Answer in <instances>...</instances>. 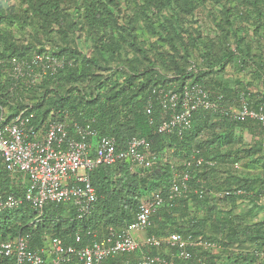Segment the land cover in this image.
I'll list each match as a JSON object with an SVG mask.
<instances>
[{"label": "trees", "instance_id": "1", "mask_svg": "<svg viewBox=\"0 0 264 264\" xmlns=\"http://www.w3.org/2000/svg\"><path fill=\"white\" fill-rule=\"evenodd\" d=\"M4 1L0 0V26H5L0 27V105H8L13 111L22 108V105L29 106L27 112L33 113L31 121L35 124L46 120L49 115H58V119H63L62 113L69 112L67 121L70 126L74 122H90L99 136H114L121 145L134 135L146 137L150 144L149 152L156 155L157 161L139 171L130 170L124 160L93 169L89 175L97 200L90 215L84 219L77 218L70 203H48L35 225L30 224L36 217L34 209L26 202L12 211H0L1 239H13L18 234L28 235L29 246L39 249L55 237L63 239L66 244H74L77 231L85 235L87 230L94 229L103 235L108 234L110 228L119 230L127 227L135 219L142 197L148 198L158 192L168 200L172 178L168 176L170 166L161 162L164 155L190 161L195 149L197 157L212 159L215 163L191 167L187 190L167 201L153 216L149 233L162 236L177 232L213 240L215 244L218 242L219 248L217 244L215 247L217 252L194 250L198 256H205V264L217 262V253H229L233 243L251 240L258 246L264 245V220L250 226L244 223V217L241 216V219L233 213L238 207L237 200L249 198L255 205L264 195V158L257 166L260 175L249 170L254 165L247 166V170L243 165V171L237 172L244 156L254 157L264 142L251 147L238 146L236 141L241 136L236 129L250 128L255 131L254 125H257L261 130L259 123L254 120L237 121L219 112L197 109L192 113L191 128L182 136L160 134L156 128L161 112L156 103V92H152L156 86L178 85L190 79L204 83L212 95L220 92L221 108L237 106L240 92L249 87L242 85V81H236L243 88L234 93L228 81L214 78L212 74L222 71L227 62H235L234 58H239V54L252 55L250 46L245 44L239 47L241 53L238 49L234 51L239 54L232 52L230 43H226L227 34L234 27V36L239 39L242 29L236 23L245 19L242 11L245 5L258 9L264 5V0H227L226 9L211 13L220 32L217 37L208 39H202L196 27L185 25V18L199 9L198 0H17L12 5ZM164 11L170 14L164 16ZM259 15L257 22L264 26ZM14 26L22 33L29 30L28 35L17 39L11 29L7 30ZM83 31L92 41L89 52L85 54L76 41V36ZM124 43L135 53L132 59L124 54ZM194 49L200 54L196 60L193 57L190 60ZM39 50H48L53 56L63 58V66L52 74H44L39 82L32 83L27 78L28 84L20 82L11 91L4 70L11 66L13 59L30 58L31 61L33 53ZM254 58V55L251 56V65L260 66L259 59ZM43 62L34 64V68L42 69ZM99 69L107 72L100 75L101 87L96 85ZM255 72L254 75H257ZM206 76L209 78L203 81ZM120 77L124 79L121 81ZM216 80L219 86L215 85ZM106 84L110 87L101 89ZM113 84L122 88L114 89L111 87ZM21 97L28 101L21 103ZM149 100L152 110L147 114ZM149 116L153 118L152 124L147 120ZM222 147L224 152H221ZM180 151L182 154L179 156ZM254 160L261 159L257 156ZM234 163L238 166L235 167ZM0 185L6 191L20 194V188L11 186L7 173L2 170ZM238 189L240 194L215 195L216 192ZM222 203H227L230 209L223 205L222 214L217 216L219 211L216 208ZM199 205L206 207L205 217L191 214L188 222L176 217H182ZM205 232H210L209 237L205 236ZM82 238L85 244L90 237ZM262 250L242 251L239 258L246 264H264V254L262 257L257 255V251ZM146 253L155 255L160 252L154 247H141L130 255L108 258L103 264H138L139 257ZM177 263L200 264L194 258Z\"/></svg>", "mask_w": 264, "mask_h": 264}, {"label": "built area", "instance_id": "2", "mask_svg": "<svg viewBox=\"0 0 264 264\" xmlns=\"http://www.w3.org/2000/svg\"><path fill=\"white\" fill-rule=\"evenodd\" d=\"M44 61V62H43ZM43 62V70L37 72L34 64ZM62 66L57 58L35 55L31 61L14 59L11 66L5 69L7 79L13 84V90L20 82L28 79L39 82L46 72L53 73ZM180 100V111L173 112L169 119L163 121L158 132H167L177 128L179 131L189 127L191 113L197 108L218 111L222 115L237 121L255 120L264 127V92L253 89L242 90L238 98V107L221 108L222 95H211L205 85L200 82L187 84L182 93H172L164 106L174 109ZM150 112V109H147ZM63 119L49 115L39 125L30 122L32 114L27 108L10 114L0 107V170L7 172L10 181L19 179L20 185L24 176L27 183L20 194L2 189L0 185V211L17 208L26 202L34 209L36 217L30 224L35 225L42 216L48 203H70L75 209L78 219H84L93 210L97 194L90 181L89 173L99 165H112L125 160L130 168H149L156 157L149 150V142L145 137L134 136L127 145L116 151L115 139L99 136L88 124L74 122L73 126ZM53 117V118H52ZM71 127V128H70ZM196 165L203 163L201 157L192 156ZM192 161V162H193ZM191 161L184 164L185 169L173 180L167 201L180 196L188 188ZM211 165L213 162H207ZM238 166L237 163L234 165ZM241 190H224L216 192V196L240 194ZM160 193L151 197H143L135 219L125 229L100 236L96 231L87 230L74 234V244H66L61 238H51L39 249H32L27 241L28 235L18 234L15 238H0V264H102L109 257L117 254L132 253L141 246L160 247L165 245L174 249L168 256L142 255L138 264H178L177 260L196 258L204 264L203 259L192 250L214 251L215 244L206 238L184 237L179 233H171L164 237L147 235L139 243L132 236L133 231H145L152 226V217L165 204ZM82 237H90L83 244Z\"/></svg>", "mask_w": 264, "mask_h": 264}, {"label": "rangeland", "instance_id": "3", "mask_svg": "<svg viewBox=\"0 0 264 264\" xmlns=\"http://www.w3.org/2000/svg\"><path fill=\"white\" fill-rule=\"evenodd\" d=\"M4 1V0H3ZM199 1V9L196 10V12H194L193 15L186 17V27L192 26V27H196L197 28V33H199L200 37L202 39H208L210 38H215L219 35V29L216 26V24L214 23L213 17L211 16V13L213 11H218V10H222V9H226L228 7L227 4V0H208L207 2H202L201 0ZM14 2H17V0H5L4 3L8 4V5H12L14 4ZM258 10L261 12H258ZM244 12V16L245 19H241L238 20L236 25H239L242 29V31L240 32V36L239 39L242 40V42L237 39V37L234 36V27L232 30H230L227 34L228 38L226 40V43L229 42L230 43V49L232 50V52H235L234 50L238 49L239 53V47L242 46V44L245 45H249L250 46V54H252L251 56H255L254 59H259V63L260 66H256L254 64V66L251 65V56H245V55H240L237 51L235 52L236 54H239V58H234L235 62H227L226 67L220 71V72H216L213 73L212 75L214 76V78H218L220 77L221 79H225L226 81H228L231 85V89L234 93H236L239 89L243 88L242 86H238L236 84V81H242V85L248 86V87H252L253 89H264V26H261L260 23H258L257 21H259V18H257V15H259L260 13V21H264V5H261L260 8L255 9L253 8V6L246 4L244 9L242 10ZM170 14L169 11H164V16ZM141 25L144 24V22H140ZM1 28H5V26H0ZM7 28V27H6ZM11 29V31L13 32V35H15V37L17 39H21V37L23 35L27 36L29 33V30H25L27 32L22 33L21 31H19V29L17 30L14 27H8L7 30ZM29 29V28H28ZM115 31V30H114ZM117 34V33H116ZM114 35V34H113ZM109 37V35H108ZM154 40V38L152 39ZM76 41H77V45L79 46L80 50L85 53L89 52V46L90 43L92 42L88 33L87 32H82V34L80 36H76ZM196 43H199V41H196ZM200 47V46H199ZM125 48L124 54L127 57H130L131 59L134 56V52L133 50H131V48L126 45V43H124L123 45V49ZM122 49V50H123ZM195 53L191 55V59L192 57L196 60V58L198 57V53L200 54V52H198V50L194 49ZM46 53L51 54L48 50H46ZM134 53V54H133ZM242 65V66H241ZM97 71V74H99V77L97 78L98 84L101 87V81L100 79H102L100 77V75L106 74V70H101ZM257 71V72H255ZM254 72L257 75H254ZM209 78V76H206L205 78H203L205 81ZM124 78L120 77V80L122 81ZM217 81V80H216ZM218 81L215 85H218ZM248 83H252L251 86L247 85ZM84 84L89 85V83L84 82ZM94 85V84H93ZM99 87V88H100ZM108 87H110L109 85H105V88H101V89H108ZM111 87H113L114 89H121L122 87H120L119 85H111ZM129 89V88H127ZM232 95V93H231ZM234 97V96H233ZM232 97V98H233ZM21 103H25L27 100V98H22L21 97ZM24 105H22L21 107H23ZM58 116V115H57ZM55 116V117H57ZM53 118V117H52ZM254 123V122H253ZM255 126V131H252V129L248 128L246 130H239L236 129V132L238 133V135L241 136L240 140H237V145L238 146H242V147H251V146H255L257 143H262L261 141L264 142V135H263V131L262 129L260 130L259 127L257 125ZM204 133V131L202 132ZM205 134L207 135V132L205 131ZM264 145V144H262ZM203 145H201V147L199 148L200 150L202 149ZM248 149V148H245ZM253 151V148H251ZM147 153H149L148 150H146ZM225 148L222 147L221 148V152H224ZM181 151L179 153V156L181 155ZM259 156L261 160H254L252 161V159L255 157ZM163 157V156H162ZM251 156V155H245L244 158L241 160V162L239 163V170L237 172L243 171L242 166L245 165V168L247 170V166L250 165H254V168H249L250 171L253 170L254 173H256L257 175H260V168H258L257 166L261 165V161L264 158V146H262V149L260 150V152L258 154H256L255 156ZM181 157H177V156H172V155H164V157L162 158L161 162H163V164H168L170 166L169 170V178H174L175 175H179L181 172ZM140 168H134V171H139ZM19 182V179H14L9 181L10 185H13L15 183ZM27 183V179L24 176V178L22 179V184L25 186ZM251 193V192H250ZM246 198V197H245ZM249 198H246L245 201H240L237 200V206L235 208V210H233V213L235 215H237L239 218L244 217V223L247 225L252 226L255 223H258L262 220H264V195L260 198V200H258L256 202L255 205H253V203L251 201H249ZM225 205L226 209H230V206L224 203L219 204L218 207L216 208L219 212L217 214V216H220L222 214V206ZM249 209H252V213L249 212ZM236 211V212H235ZM249 212V213H248ZM193 216H197L198 218H202L206 216V207L205 206H195L193 209H190V212H188L185 215L181 216H176L179 217V219L182 222H188V217L190 215ZM187 218V219H186ZM186 219V220H185ZM242 219V218H241ZM171 222H169L170 224ZM134 234V232H133ZM210 232H205V236L209 237ZM136 237H141V235H146V231H141V233H136L135 234ZM213 241V240H212ZM214 242V241H213ZM218 242H216L217 244ZM261 243V242H260ZM215 244V243H214ZM215 244V247H216ZM218 248L219 245L217 244ZM217 248V250H219ZM256 248L258 249H264V245H260L259 246L252 242L251 240H248L246 242H241V243H233L231 244V246L229 247V253L227 254H223L221 255L220 253H217V262L215 261L214 264H246L242 258H239L241 255L242 251H246L247 253H251L252 251H254ZM216 250H214L213 252H215ZM217 252V251H216ZM221 257H220V255ZM209 255V254H208ZM208 262V260H207ZM190 264V263H188ZM193 264V263H191ZM211 264V263H208Z\"/></svg>", "mask_w": 264, "mask_h": 264}, {"label": "clouds", "instance_id": "4", "mask_svg": "<svg viewBox=\"0 0 264 264\" xmlns=\"http://www.w3.org/2000/svg\"><path fill=\"white\" fill-rule=\"evenodd\" d=\"M39 54H41V55H45V56H50V57H53V58H57L58 60H60L61 62H62V66H63V64H64V59L63 58H59V57H56V56H53L52 54H48V53H46V51H44V50H39V52H34L33 53V57L35 56V55H39ZM29 59L30 58H28V60L27 61H29ZM14 60V59H13ZM43 64V63H42ZM69 65H71V62H69L68 63ZM61 66V67H62ZM60 67V68H61ZM1 69V68H0ZM35 70L37 71V72H39V71H42L43 70V66H42V69H40V70H38L37 68H35ZM57 71V70H56ZM3 72V71H2ZM47 73H50V72H46L45 74H47ZM54 73V72H53ZM50 74H52V73H50ZM44 75V74H43ZM203 81H204V79H203ZM5 81H3V83H4ZM10 83V86H12V82L11 81H9ZM194 82H199V81H191L190 79H188V80H185V81H181V83H179L178 85H168V86H164V87H161V88H158L159 86H156V87H154L153 89H152V92H156V99H157V101H156V103H157V105L159 106V109H160V112H161V115H160V122H159V124L157 125V128H156V131H157V133H160V134H163V133H165V134H170V133H175V134H178L179 136H182V134L184 133V132H186L187 130H189L190 128H191V123H192V120H191V117H192V113L194 112H192L191 113V116L188 118L189 120H190V125H189V127H187V128H185V129H182L181 131H179L177 128H175V129H173V130H171V131H167V132H158V127H159V125L163 122V121H165V120H167V119H169V117L172 115V113L173 112H179L180 111V109H181V107H180V100L178 99L177 100V102H176V104H177V106L174 108V109H170V108H168L167 106H164V102H163V100H165V102L167 103V104H169V102H168V99H169V96L172 94V93H175V94H181L182 93V91H183V87L185 86V85H187V84H192V83H194ZM23 83H25V84H27L25 81H23ZM201 84H203V85H205L204 83H202V82H200ZM206 87V86H205ZM247 87V86H246ZM16 88V87H15ZM14 88V89H15ZM206 89H208L209 90V88H207L206 87ZM249 89H253L252 87H249ZM253 90H255V91H257V92H264V89L262 90V89H253ZM12 91V90H11ZM11 93H13V92H11ZM209 93H210V90H209ZM211 95H212V93H210ZM218 94H220V95H222L220 92L218 93ZM217 94V95H218ZM222 100V99H221ZM0 107H4V108H6L7 109V112H9L10 114H15V113H17V112H19V111H21L22 109H24V108H27V111L30 109V107L29 106H27V107H22V108H20V109H18V110H16V111H13V110H11V109H9L8 108V105H0ZM238 107V102H237V106H235V107H233V106H229L228 108H231V109H234V108H237ZM147 109H150V112L148 113L147 112ZM197 109H203V110H206V111H208V112H218V111H213V110H208V109H204V108H197ZM196 109V110H197ZM151 110H152V103H150V100H149V102H148V105H147V107H146V113L147 114H150L151 113ZM195 110V111H196ZM27 114H32L33 115V113H28L27 112ZM63 115L64 114H69V112H63L62 113ZM49 117V116H48ZM47 117V118H48ZM150 117V116H149ZM33 117H31V119H32ZM44 120V119H43ZM148 120V122H149V124H152V122H153V118H148L147 119ZM40 121H42V120H39L36 124L35 123H33L31 120H30V122L31 123H33V124H35V125H39V122ZM254 122H255V120H254ZM83 124H88L91 128H92V126H91V124H90V122H82ZM257 123H259V122H257ZM259 126L261 127V129L263 130V134H264V127L263 126H261V124L259 123ZM95 130V129H94ZM97 132V131H96ZM103 136V135H102ZM134 136H140V135H134ZM134 136H131L130 138H132V137H134ZM108 137H113L114 139H115V137L114 136H108ZM141 137H143V136H141ZM130 138H128L126 141H125V144L124 145H121V144H118L117 142H116V139H115V144H116V151H118L119 149H122V148H124L126 145H127V143H128V141H129V139ZM146 138V137H145ZM148 141V140H147ZM149 142V141H148ZM150 149V148H149ZM149 151V150H148ZM150 153V152H149ZM197 155V151L194 149L193 150V153H192V155H191V159L192 160H190L191 162L193 161V158H192V156H195V157H197L196 156ZM155 157H156V155H154ZM202 159H203V163L202 164H207V162H213V164L215 163V160H212V159H206V158H203V157H201ZM122 161V160H121ZM125 161V160H124ZM157 160L155 159V161L153 162V163H155ZM125 162H127V161H125ZM186 162H188V161H185V160H183V161H181V164H180V166H183V168L181 169V172L185 169V166H184V164L186 163ZM116 163V162H115ZM115 163H113V164H115ZM112 164V165H113ZM127 164H128V168L130 169V170H134V168H141V167H133L132 169L130 168V165H129V163L127 162ZM202 164H200V165H196L195 163H194V161L191 163V166H190V169L189 170H191V167L194 165L195 167H199V166H201ZM213 164H211V165H213ZM207 165H209V164H207ZM234 165H235V163H234ZM2 171H4V170H2ZM6 172V171H5ZM181 172H180V174H181ZM7 173V172H6ZM179 174V175H180ZM189 174H190V172H189ZM179 175H175V177L171 180V187H172V182H173V180L174 179H176ZM7 176H8V174H7ZM8 178H9V176H8ZM9 181H10V179H9ZM11 186H13L14 188H16V187H18V188H20V190H21V188L23 187V185L21 184L20 185V183H15V184H13V185H11ZM171 187H170V190H171ZM4 190V189H3ZM169 190V191H170ZM187 190V189H186ZM185 191V190H184ZM14 192V191H13ZM183 192V191H182ZM97 194V193H96ZM17 195V194H16ZM180 195H182V193L180 194ZM143 198V197H142ZM142 198H141V200H142ZM164 198V197H163ZM165 199V198H164ZM97 200V199H96ZM141 200H140V202H141ZM166 202H167V199L165 200ZM140 202H139V205H140ZM165 202V203H166ZM24 203V202H23ZM22 203V204H23ZM21 204V205H22ZM21 205H19L18 207H20ZM165 205V204H164ZM170 205V204H169ZM17 207V208H18ZM139 207V206H138ZM164 207V206H163ZM162 207V208H163ZM17 208H13V209H9V210H14V209H17ZM161 208V209H162ZM161 209H159L158 210V212H156L155 214H158L160 211H161ZM2 211H7V210H2ZM154 214V215H155ZM153 215V216H154ZM134 221V220H133ZM132 221V222H133ZM131 222V223H132ZM152 225H153V217H152ZM128 226V225H127ZM152 227V226H151ZM151 227L150 228H148V229H146L145 231H146V235H144L143 237H142V239L140 240V239H138V237H136L135 236V234L136 233H141V231H133L134 232V234H133V232H132V236L134 237V239L135 240H137L139 243H141L144 239H145V237L147 236V235H154V234H150L149 233V229H151ZM126 227H124V228H121V229H119V230H114V229H112L113 230V232L114 233H117V232H120L122 229H125ZM111 229V228H110ZM110 229H109V231H110ZM172 233H174V232H172ZM177 233V232H176ZM97 234L99 235V233L97 232ZM109 234V233H108ZM108 234H103V235H99V238H100V236H104V235H108ZM171 234V233H170ZM180 234V233H179ZM169 235V234H168ZM181 235H183L184 237H188L187 235H185V234H181ZM154 236H156V237H164V236H167V235H162V236H157V235H154ZM192 236V235H191ZM193 237V236H192ZM209 240V239H208ZM211 241V240H210ZM141 247H145V248H147V249H150L151 247H148V246H141ZM140 247V248H141ZM140 248H138V249H140ZM154 248H157L158 250H159V252L160 253H158V254H155V255H161V256H168V255H170L171 253H173V251H174V249H172V248H170V247H166L165 245H162V246H160V247H154ZM137 249V250H138ZM136 251V250H135ZM134 251V252H135ZM193 252H196V251H198V250H196V251H194V249L192 250ZM200 251V250H199ZM207 252H210V251H207ZM133 253V252H132ZM132 253H127V254H117V255H115L114 257H117V256H119V255H130V254H132ZM197 253V252H196ZM263 254H264V251L262 250V251H257V255L259 256V257H262L263 256ZM144 255V254H143ZM146 255H150V254H147L146 253ZM142 256V255H141ZM140 256V257H141ZM203 255H201L200 257L203 259V261H204V264H205V256L204 257H202ZM140 257H139V259H140ZM109 258H113V257H109ZM139 259H138V261H139ZM196 259V258H195ZM197 260V259H196ZM177 261H179V260H177ZM198 262V261H197ZM200 263V262H199ZM103 264V263H102ZM201 264V263H200Z\"/></svg>", "mask_w": 264, "mask_h": 264}, {"label": "crops", "instance_id": "5", "mask_svg": "<svg viewBox=\"0 0 264 264\" xmlns=\"http://www.w3.org/2000/svg\"><path fill=\"white\" fill-rule=\"evenodd\" d=\"M135 236H136V235H135ZM143 236H144V235H141V237H140V238L138 237V239H140V240H141Z\"/></svg>", "mask_w": 264, "mask_h": 264}]
</instances>
